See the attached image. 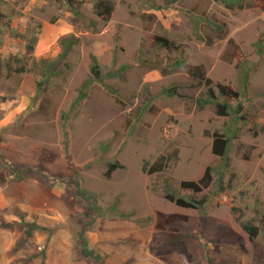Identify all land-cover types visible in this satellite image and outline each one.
Listing matches in <instances>:
<instances>
[{
  "label": "rangeland",
  "instance_id": "1",
  "mask_svg": "<svg viewBox=\"0 0 264 264\" xmlns=\"http://www.w3.org/2000/svg\"><path fill=\"white\" fill-rule=\"evenodd\" d=\"M78 1L79 13L66 0H0V264H167L156 253L167 248L174 264H264V229L251 240L237 221L240 213L258 225L264 219V0H109L115 10L107 24L95 11L100 0ZM64 35L79 43L61 72L36 70L35 62L58 57ZM155 36L181 49L160 50ZM181 50L187 64L169 67ZM195 65L241 93L229 116L199 107L207 88L193 86ZM175 84L179 96L162 93ZM146 89L157 111L141 116ZM216 132L230 139L223 159L213 152ZM46 150L53 162L43 160ZM162 157H170L166 169L150 173ZM111 163L120 166L108 177ZM13 166H43L45 174L16 181ZM208 167L207 190L181 188ZM59 172L72 188L50 180ZM76 184L102 209L86 234L91 256L78 239L86 201ZM167 184L208 202L178 207L166 199ZM161 213L188 216L173 226L183 245L158 228Z\"/></svg>",
  "mask_w": 264,
  "mask_h": 264
},
{
  "label": "trees",
  "instance_id": "2",
  "mask_svg": "<svg viewBox=\"0 0 264 264\" xmlns=\"http://www.w3.org/2000/svg\"><path fill=\"white\" fill-rule=\"evenodd\" d=\"M67 4L76 10V13H79L78 4L80 3L78 0H66ZM222 2L228 3L231 5V0H220ZM115 10V5L113 2L109 0H100L95 3V11L98 17L102 18L105 22V24L109 23L111 20V17L113 15V12ZM92 21L91 23H93ZM95 30L98 29V26L94 24ZM120 34H117V38H119ZM153 44L159 48L160 50H166L169 52L172 51H179L181 47L173 40H170L167 37L163 36H155L152 38ZM79 43V38H77L75 35H64L60 39V45H61V53L58 55L56 59L53 60H43L41 63H34V68L41 69V67H44L46 70L52 72V74L55 72H61L63 63L67 59L69 53L74 49V46ZM33 50V46H30ZM182 52V59H169L168 66L169 67H184L187 64L186 57H185V50H181ZM92 73L95 76L96 79H101L102 73L100 69V64L98 63L97 57L95 55L92 56ZM0 65H2V62H0ZM123 70H126L129 68V65H124ZM239 68L242 70L244 69L245 72V80L248 79V72L249 69L242 64L239 65ZM19 72L25 71L23 67L18 69ZM190 77L193 81V86H205L207 88L206 95L202 96L198 100V105L200 108H204L208 105H215L217 107V113L220 116H229L231 110L233 109V104L235 102L240 101V95L241 93L232 85H223V84H214L213 80L208 77L207 72L203 65H195L191 66L189 69ZM41 84V83H40ZM89 85L85 84L84 87L87 88ZM147 90V94L149 96V99L144 107L140 110V115L143 116L147 112H156L157 107H155L152 103L155 99V96H152L151 91L149 89ZM116 91H114L115 93ZM117 93V92H116ZM163 94H166L170 97L173 96H179V86L178 84H175L171 87H168L162 91ZM86 93L83 91L80 92V96L77 98L75 104H80L81 100L86 97ZM243 107L240 105L239 110H241ZM174 122L175 118L171 117L165 127V133L168 137H171L174 132ZM230 144V139L227 138L225 135L216 132L215 133V140H214V147L213 152L220 158H225L228 156V148ZM43 160L45 162H53L55 160V154L53 152L44 151L43 154ZM170 160V157L165 158L162 157L161 160L156 162L151 169L149 170L150 173H161L163 172L167 167V162ZM149 163L145 164L144 170H148ZM1 166V161H0ZM44 166V165H43ZM40 168V171L45 169L44 167ZM119 164L111 163L109 165V169L107 171V176L110 177L113 172L119 167ZM20 168V169H19ZM40 171H37L35 168H28V167H16L13 166L11 168V172L9 173V177L16 181H21L27 176L32 175H42L45 173H40ZM3 176V175H2ZM64 175L59 172L56 174H53L50 178V180L53 183L57 182H63L66 183V187L72 188L71 185L74 184H68V181L64 180ZM220 181L223 182V177L220 175ZM213 182V169L208 167L204 176L199 181H183L181 183V188L193 191L194 193H202L204 190H207ZM77 194L83 198V200L86 201V211L84 215L79 220L80 222V229L78 231V239L82 245L83 252L86 256H91L94 254V252L89 248V242L86 237V234L88 231L93 229V226L96 223L97 215L101 213V208L98 205L97 198L94 194H92L88 190L81 189L78 184H76ZM223 190V189H222ZM167 195L166 199L172 203H175L178 207L186 208V209H195L200 210L205 207V205L208 202V197L204 196L201 199L194 198V197H185L182 196L180 191H176L173 189V187L170 184H167ZM236 210V209H235ZM240 215L237 217V221L241 224V227L244 231H246L251 240H256L262 230L264 229V219L261 221V225H258L255 221H246L243 219V215ZM161 221L159 222L158 228L161 230H167L172 231L173 233H170L171 236V243H177L183 245V234L178 231V229L174 228V225H180L183 224V222L188 221V216L182 213H173L170 215H165L161 213ZM157 256L167 262V264H174V260L171 259L173 249L167 248L164 250H159L156 252ZM223 264V263H222Z\"/></svg>",
  "mask_w": 264,
  "mask_h": 264
}]
</instances>
